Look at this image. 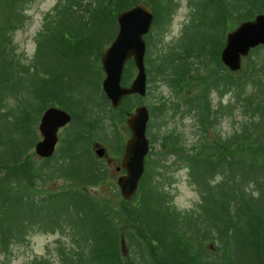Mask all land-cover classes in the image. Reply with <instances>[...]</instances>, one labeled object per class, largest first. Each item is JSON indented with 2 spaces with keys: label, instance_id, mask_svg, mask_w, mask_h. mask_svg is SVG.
<instances>
[{
  "label": "trees",
  "instance_id": "obj_1",
  "mask_svg": "<svg viewBox=\"0 0 264 264\" xmlns=\"http://www.w3.org/2000/svg\"><path fill=\"white\" fill-rule=\"evenodd\" d=\"M33 1L0 0V264H10L13 248L37 233L58 234L54 258L28 264H264V47L237 72L220 59L226 35L264 14V0H183L186 21L170 43L155 31L170 21L177 0H58L27 57L14 35ZM139 3L154 15L144 63L148 85L161 91L148 102V87L145 98L127 97L112 110L100 87V57L117 15ZM133 74L130 60L122 86ZM141 104L160 127L174 126L157 150L148 123L150 151L130 200L111 184L114 197L92 194L110 180L92 146L100 142L121 158L119 130L129 133L125 119ZM52 106L70 114V131L52 157L39 159L37 127ZM225 119L233 124L226 134ZM171 168L185 169L197 192L190 211L169 205L159 187ZM58 182L62 188H46Z\"/></svg>",
  "mask_w": 264,
  "mask_h": 264
},
{
  "label": "water",
  "instance_id": "obj_2",
  "mask_svg": "<svg viewBox=\"0 0 264 264\" xmlns=\"http://www.w3.org/2000/svg\"><path fill=\"white\" fill-rule=\"evenodd\" d=\"M153 19L151 9L142 3L117 15V32L100 58L105 75L101 88L113 109L126 97H144L146 94V44L143 37L150 31ZM259 46L264 47V14L256 15L251 21L242 22L226 35L220 54L221 62L231 72H237L241 68L242 60ZM131 59L137 74L130 86L123 87V70L126 62ZM70 120V115L57 107H50L43 113L38 124L42 139L34 147L38 157L46 159L53 155L58 142V131ZM148 120L149 113L145 106L135 108L126 119L130 137L125 142L120 166L116 168V171H125L117 180L120 196L124 200L131 199L136 193L144 172L145 158L149 151V141L146 137ZM95 154L102 157L104 151L97 149Z\"/></svg>",
  "mask_w": 264,
  "mask_h": 264
},
{
  "label": "rangeland",
  "instance_id": "obj_3",
  "mask_svg": "<svg viewBox=\"0 0 264 264\" xmlns=\"http://www.w3.org/2000/svg\"><path fill=\"white\" fill-rule=\"evenodd\" d=\"M58 0H34L33 3L27 7V10L25 11L26 21L25 25L22 29L15 32L14 35V43L17 46V52L23 53L27 57H31L35 50L34 45V37L36 33L39 31V29L42 26L43 18L45 14L50 12L52 8L56 5ZM179 2V6L177 10L172 15L170 21L165 24V26L157 31L161 34V39L163 43H170L174 40H176L183 28V25L186 21L187 17V8H186V1L183 0H177ZM160 28V27H159ZM155 33V34H156ZM101 44L103 45L104 42L101 40ZM154 48L152 47V54L150 55V58L152 59ZM135 75V73L133 74ZM134 77V76H133ZM150 87L149 89V96L147 98L148 102H153L156 100V97L159 95L161 88L158 84L148 85ZM227 99V97H226ZM224 99V100H226ZM134 109V108H133ZM132 109V111H133ZM152 123L149 127L150 136L153 137L156 143L154 144V147L158 150L159 149V137L163 134V132L174 125L172 122H167L166 126H159L160 120H158L156 117L154 119H150L149 123ZM101 126L105 123H99ZM161 125H163L160 122ZM179 124V123H178ZM178 124V128L180 127ZM184 124H188V122H184ZM233 125L227 119H225L222 122V129L221 131L226 134L229 133V127ZM106 126V125H105ZM70 129L69 127H66L62 129L59 133V139H64L66 135L69 133ZM122 134L124 133L125 139L128 138L129 133L124 132L123 127L121 125V128L119 130ZM100 145L101 148H103L105 151H108V148L101 144L100 142H96ZM59 146V144H58ZM94 146H92V150L94 151ZM103 150V151H104ZM104 151V152H105ZM108 157V158H107ZM121 158H113L110 155H107L102 161L104 165H107L110 170V176L108 180V184L106 183L104 186H99L96 188L90 189V192L93 193H100L104 194L108 197H114L113 192L111 191L110 184L114 185L118 191L117 188V180L121 174H118L116 171V167L120 164ZM110 182V183H109ZM163 183L159 184V187L164 190V192L167 194V201L169 202V205H173L177 210L181 212H187L194 208L195 204L198 202L199 198L197 195V192L195 189L190 186V183L188 182V175L185 169L179 168H171L168 170V173L164 176V179L162 180ZM60 182L57 184H52L47 189H52L57 186ZM62 188V187H60ZM119 193V192H118ZM120 196V195H119ZM58 234H45V233H37L33 234L29 237L28 244H26V247H14L13 248V256L10 264H28L29 262L33 261L36 257L41 256H48L50 258H54V243L58 239ZM2 257L0 255V261L2 260Z\"/></svg>",
  "mask_w": 264,
  "mask_h": 264
}]
</instances>
